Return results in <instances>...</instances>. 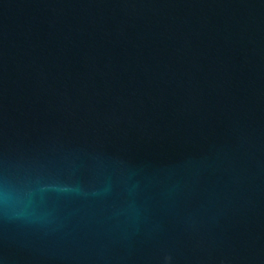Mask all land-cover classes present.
I'll return each mask as SVG.
<instances>
[{
	"label": "water",
	"instance_id": "95a60500",
	"mask_svg": "<svg viewBox=\"0 0 264 264\" xmlns=\"http://www.w3.org/2000/svg\"><path fill=\"white\" fill-rule=\"evenodd\" d=\"M0 264H264V0H0Z\"/></svg>",
	"mask_w": 264,
	"mask_h": 264
}]
</instances>
